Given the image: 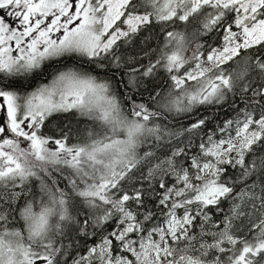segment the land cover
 Listing matches in <instances>:
<instances>
[{
	"label": "snow or ice",
	"instance_id": "snow-or-ice-1",
	"mask_svg": "<svg viewBox=\"0 0 264 264\" xmlns=\"http://www.w3.org/2000/svg\"><path fill=\"white\" fill-rule=\"evenodd\" d=\"M0 264H264V0H0Z\"/></svg>",
	"mask_w": 264,
	"mask_h": 264
},
{
	"label": "trees",
	"instance_id": "trees-1",
	"mask_svg": "<svg viewBox=\"0 0 264 264\" xmlns=\"http://www.w3.org/2000/svg\"><path fill=\"white\" fill-rule=\"evenodd\" d=\"M145 98H146V94H145ZM63 120H64V117H63V116H61V117H57V118L53 121V125L56 124V123H60V122H62ZM74 123H75V121H74ZM90 124H91L90 121H87V120H85V119H81L80 127H81V128H84L85 125H90ZM46 130H47V129H46ZM97 130H99V129H97Z\"/></svg>",
	"mask_w": 264,
	"mask_h": 264
}]
</instances>
